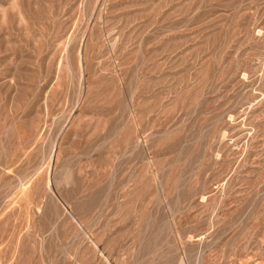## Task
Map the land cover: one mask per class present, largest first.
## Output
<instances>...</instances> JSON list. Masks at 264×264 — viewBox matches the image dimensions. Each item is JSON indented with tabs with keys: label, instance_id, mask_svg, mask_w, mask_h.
<instances>
[{
	"label": "rangeland",
	"instance_id": "rangeland-1",
	"mask_svg": "<svg viewBox=\"0 0 264 264\" xmlns=\"http://www.w3.org/2000/svg\"><path fill=\"white\" fill-rule=\"evenodd\" d=\"M0 264H264V0H0Z\"/></svg>",
	"mask_w": 264,
	"mask_h": 264
}]
</instances>
